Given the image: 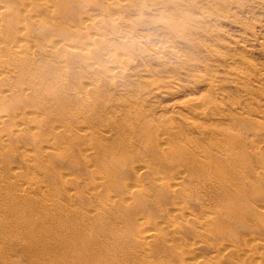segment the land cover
<instances>
[{
	"label": "rangeland",
	"instance_id": "rangeland-1",
	"mask_svg": "<svg viewBox=\"0 0 264 264\" xmlns=\"http://www.w3.org/2000/svg\"><path fill=\"white\" fill-rule=\"evenodd\" d=\"M95 231L118 263L264 264V0H0V264H89Z\"/></svg>",
	"mask_w": 264,
	"mask_h": 264
},
{
	"label": "bare ground",
	"instance_id": "bare-ground-1",
	"mask_svg": "<svg viewBox=\"0 0 264 264\" xmlns=\"http://www.w3.org/2000/svg\"><path fill=\"white\" fill-rule=\"evenodd\" d=\"M210 36V35H209ZM210 38H212L211 36H210ZM88 67V66H87ZM90 68V67H89ZM237 74V73H236ZM238 76V75H237ZM234 77V76H233ZM236 77V76H235ZM236 79V78H235ZM92 89V87L90 86V88L89 87H86L85 88V90H91ZM194 101H196V100H194ZM199 101H201V100H199ZM198 101V102H199ZM198 102H196V103H198ZM199 113V112H198ZM199 116H201V115H199ZM223 118V117H222ZM224 120V119H223ZM194 125V124H193ZM161 139V138H160ZM159 139V140H160ZM226 141H227V139H226ZM159 144H163V141H162V139H161V141H159ZM217 143H215V145H216ZM225 144V143H224ZM227 144V143H226ZM220 146V144H217V146ZM160 146H162V145H160ZM222 146V145H221ZM220 149L222 150V152H223V154L225 155L224 157H225V160H227V162H228V165H227V169L226 170H224L223 171V166H221L220 165V163H218V161H217V157H212L211 158V161H210V164H209V166H208V168H205L204 169V171H207L208 169L211 171V173H213V175L211 176V178L213 179V181H216V183H218V190L220 191V192H222V193H224V194H229V183H228V181H229V178H228V176H230V174L231 173H229L232 169H233V162L235 161V159H234V153L232 152V150L231 149H229L228 147H227V145H224V147L222 148V147H220ZM181 151H183V150H181ZM221 152V153H222ZM196 155V157L198 156L200 159L202 158V157H200L198 154H195ZM221 155V154H220ZM32 156V155H31ZM222 156L223 155H221L220 156V158L221 159H223L222 158ZM175 160V159H174ZM182 160V159H181ZM181 160L179 161V163L181 162ZM186 162L187 163H189V164H193L194 165V159H192L191 157L190 158H186ZM223 163H224V160H223ZM203 167H205L206 166V164H205V166L204 165H202ZM224 182V183H223ZM171 187V186H170ZM26 190V189H25ZM130 190V189H129ZM28 190H26V192H27ZM126 191V190H125ZM127 192V191H126ZM221 193V194H222ZM131 194V193H130ZM225 199H227V198H225ZM116 200V199H115ZM111 203V202H110ZM225 205V204H224ZM36 206V205H35ZM15 208H20V207H16V206H14ZM39 208V207H38ZM42 209V208H41ZM20 210V209H19ZM19 210H17V211H19ZM46 210V209H45ZM44 210V208H43V210H42V213H43V211H45ZM17 213H19L21 216H22V214H23V216L25 215L24 213L25 212H23L22 213V211H21V213H20V211L19 212H17ZM43 215H44V213H43ZM43 215H42V217H43ZM22 216V217H23ZM41 217V218H42ZM23 218H25L27 221H29V222H31V223H28V222H25V224L23 225V226H17V225H14L15 226V231H17V232H19L22 236H23V238L19 241V245H20V247H25V252L27 251V250H29V249H31V248H37V249H39V250H44L45 248H46V246H45V241L47 240V238L49 237V234H47V235H43V234H41L42 233V230H41V228H39V227H37V225L38 226H40V227H42V228H44L45 230H47L48 232H51L52 233V228L50 227V225L48 224V223H45V224H43L42 222H41V220H38V221H34L33 219H28V218H26V217H23ZM66 224H67V222H66ZM69 226H67L68 227V231H69V233H71L72 234V236H71V241L72 242H74V243H77V244H80V245H76L77 246V248L79 249V250H83L84 252H86V249L83 247V245H81V243L78 241V239L73 235V233L80 227V226H77V225H75V221H73V223L72 222H70L69 221ZM115 230V229H114ZM67 230H66V237H67V235H68V232ZM105 231V230H104ZM107 231V230H106ZM142 231V230H141ZM96 232L97 231H95L94 233H93V246H92V248H91V250H93L92 251V253H90L89 254V264H124V263H118L117 262V260L114 258V256L112 255V256H110V254L108 253L109 251H107V249H106V247H105V244L103 243V238H102V240L101 241H99L98 239H97V236L98 235H96ZM146 232V230L145 231H143V234H142V236H140V237H138V240H140V242L139 243H141L140 245H142V244H144L145 242H146V240H148V239H153V237H154V233L153 232H147V233H145ZM100 233V232H99ZM54 234H56V235H59V236H61V234H62V226H61V224H57V226H56V229H55V231H54ZM97 234H98V232H97ZM103 234V233H102ZM116 235V234H115ZM141 235V234H140ZM103 236H104V234H103ZM134 236V235H133ZM106 238V237H105ZM67 241H69V240H67ZM63 242H64V240H60L59 238L58 239H53V246L51 247L52 248V250H56V249H59L60 247H62L63 246ZM70 242V241H69ZM109 242V241H108ZM112 243V242H111ZM224 245H225V243H223ZM223 246V245H222ZM221 246V247H222ZM226 247V246H225ZM48 248V247H47ZM46 248V249H47ZM88 249H89V247H87ZM138 250H139V248H137ZM142 249V248H141ZM219 249H220V247H219ZM223 249V248H222ZM121 250V249H120ZM249 250V249H248ZM135 251V250H134ZM133 252V251H132ZM136 252V251H135ZM196 253V252H195ZM113 254V253H112ZM117 254H119V253H117ZM116 254V255H117ZM135 254V253H134ZM253 254V253H252ZM255 254V253H254ZM137 257H139V252H138V254H135ZM135 255L133 256V257H135ZM256 255V254H255ZM197 256H199V255H197ZM254 256V255H253ZM118 257V256H117ZM130 257V256H129ZM191 258H192V256H191ZM116 260V261H115ZM133 261V260H132ZM134 263V262H133ZM126 264H127V262H126ZM186 264H201V263H199V261L197 260V257H193V259H191V260H187V263Z\"/></svg>",
	"mask_w": 264,
	"mask_h": 264
}]
</instances>
